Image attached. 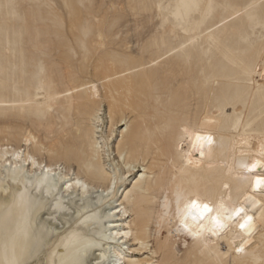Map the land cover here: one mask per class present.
<instances>
[{
	"label": "rangeland",
	"instance_id": "rangeland-1",
	"mask_svg": "<svg viewBox=\"0 0 264 264\" xmlns=\"http://www.w3.org/2000/svg\"><path fill=\"white\" fill-rule=\"evenodd\" d=\"M210 32L238 65L221 57L205 38ZM262 65L264 0H0V145L11 152L21 149L42 164L32 172L26 165L27 172L16 181L8 179L10 184L4 183L6 172H0V188L6 189H0V264H15V235L34 242L42 238L35 242L36 251L17 264H60L69 253L65 243L86 234L87 224L76 218L75 206L70 204V199L81 204V194L75 191L69 196L65 175L72 176L79 169L57 153L74 146L62 144L73 138L77 124L88 141L98 125L96 118H101L97 137L104 149L105 168L114 172L117 185L104 206L105 213L112 214L110 209L128 190L141 193L135 186L143 167L130 178L117 155L121 144L129 146L122 135L133 132L132 139L139 137L141 151L149 145L152 169L147 174L151 177L165 167L159 154L163 147L159 131L180 140L206 109L223 113L227 146L230 135L261 111L258 125L264 127V88L253 89L242 73L244 66ZM73 89L74 109L70 111L66 95ZM58 92L62 98L56 103L44 99ZM142 121L150 126V140L137 127ZM35 145L43 151L36 152ZM45 165L56 169L55 182H51L56 188L37 185ZM80 177L86 179L84 174ZM160 202L157 196L152 203L136 204L147 213L146 223L137 230L144 233L147 225L149 249L133 254L149 260L141 264L163 263L164 253L156 242ZM60 204L65 208L58 211ZM115 219L111 216L104 222ZM74 225L79 230L66 231ZM127 244L117 246L130 253L131 243ZM99 249L92 255L100 254ZM180 249L178 245L174 264L197 263Z\"/></svg>",
	"mask_w": 264,
	"mask_h": 264
},
{
	"label": "bare ground",
	"instance_id": "bare-ground-1",
	"mask_svg": "<svg viewBox=\"0 0 264 264\" xmlns=\"http://www.w3.org/2000/svg\"><path fill=\"white\" fill-rule=\"evenodd\" d=\"M205 38L214 44L226 62L238 65L237 60L212 32L206 33ZM242 73L250 79L253 89L264 88V65L255 68L244 66ZM74 90H68L66 95L70 111L74 109V99L70 91ZM61 98V92L44 97L49 103H56ZM262 117L261 111L259 116L232 133L227 146L223 113L217 108L204 110L180 140L170 139L165 131L160 130L158 141L163 147L159 148V154L164 158L165 167H160V172L153 177L147 174V171L152 169L147 154L149 145L145 146V151H141L139 137L132 139L133 132L122 135V140H127L126 144L129 146L126 149L121 144L116 150L117 155L130 178L140 173L138 168L143 167L135 186L141 193L137 195L135 189L128 190L120 203L110 209L112 214H106L104 206L109 203L111 196L115 195L117 185L114 172L105 168L104 149L97 137L101 118H96L98 125H95L88 141L84 129L77 124L73 138L62 144L73 143L74 146L58 150L57 153L62 154L65 160L79 169V172L73 173L72 176L70 173L65 174L66 184L69 185L67 192H70L69 196H73L75 191L80 192L81 204H77L74 199H70V204L75 206L76 218L84 219L87 230L85 235H75L73 240L65 243L69 253L62 258L60 264H93V260H98L95 264L148 262L149 260L141 258L140 255H133L142 249H149L145 241L147 225L143 227L144 233L137 230L141 223L147 221L146 208L138 210L136 204L140 202L144 205L145 200L152 203L157 196L161 202L157 216L159 230L156 242L158 249L164 253L162 264H174L173 260L179 255L178 245L195 258L196 264H264V187L256 185L257 178H264V127L263 123L258 125ZM151 124L157 127L156 122L151 121ZM116 125L118 124L113 127ZM137 127H142L147 132L149 140L153 138L146 121L140 122ZM113 132L114 129L108 136L111 137ZM209 137L211 143L208 142ZM32 139L26 141L32 143ZM0 146V172L2 175L6 172L4 183L8 182V179L16 181L20 173L27 172L26 165L31 167V172L35 167L42 168V164L33 156L26 155L25 151L19 149L11 152L9 148L3 149L2 145ZM35 151L41 152L43 148L35 145ZM21 160L24 164H21ZM253 164L256 165L255 168L252 167ZM81 174H84L86 179L80 177ZM53 175H56L55 168L43 166L42 175L37 177L38 187L46 183L51 188H56V184L51 183L55 182ZM74 175L76 177L72 178ZM102 181H106L107 185H93L94 182ZM0 189L6 192L5 188ZM100 191L98 197L93 196ZM192 199L207 203L212 211L202 217L197 213L198 218L193 220L188 214V204ZM64 208L63 204H60L57 210ZM240 208L244 211L240 216H236L235 211ZM135 215L136 219L133 218ZM111 216L116 219L107 221L106 225L104 221ZM248 216H251L252 220L248 226L241 228L240 224L244 223ZM218 218L224 225L223 228L217 227ZM184 223H187L188 228L184 227ZM95 225L97 227L92 228ZM79 227L74 225L66 231H77ZM163 230L165 233H162ZM39 240L42 238L37 237L35 242ZM12 241L15 264L20 259L29 258L32 252L36 251L34 241L18 238L16 235ZM127 242L131 243L128 246L130 253H125L117 246L128 245ZM96 247L100 248V254L92 255ZM239 248H243V251H237ZM168 252L172 254L169 255Z\"/></svg>",
	"mask_w": 264,
	"mask_h": 264
},
{
	"label": "snow or ice",
	"instance_id": "snow-or-ice-1",
	"mask_svg": "<svg viewBox=\"0 0 264 264\" xmlns=\"http://www.w3.org/2000/svg\"><path fill=\"white\" fill-rule=\"evenodd\" d=\"M197 139H200V137H197ZM208 142L211 143V138L210 137L208 138ZM252 167L255 168L256 165L253 164ZM256 185H257V187H264V178H257ZM188 209H189L188 214L191 215L193 220L198 218L197 217V213H199V216L202 217L205 213H209V212L212 211V209L209 207V205L207 203H202V202L198 201L197 199H192V200L189 201ZM243 211H244V209H242V208L237 209L235 211V215L236 216H240V214ZM185 219H187V217H185ZM251 220H252V217L248 216L247 219L244 220V223L240 224V227L241 228H245L246 226L249 225V222ZM216 225H217L218 228H223L224 227V225L221 223L219 218L216 220ZM184 227L188 228L187 223H184ZM237 251H243V248H239V249H237Z\"/></svg>",
	"mask_w": 264,
	"mask_h": 264
}]
</instances>
